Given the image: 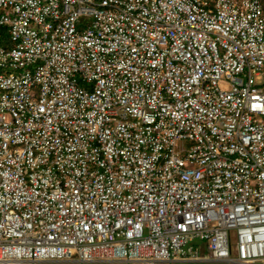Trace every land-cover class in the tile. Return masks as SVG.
Instances as JSON below:
<instances>
[{"label":"built area","instance_id":"built-area-1","mask_svg":"<svg viewBox=\"0 0 264 264\" xmlns=\"http://www.w3.org/2000/svg\"><path fill=\"white\" fill-rule=\"evenodd\" d=\"M188 262L264 264V0H0V264Z\"/></svg>","mask_w":264,"mask_h":264},{"label":"rangeland","instance_id":"rangeland-1","mask_svg":"<svg viewBox=\"0 0 264 264\" xmlns=\"http://www.w3.org/2000/svg\"><path fill=\"white\" fill-rule=\"evenodd\" d=\"M82 26H79L78 29L82 30ZM258 85H262V82H259ZM229 240H230V257L231 258H236L237 253H236V245H235V237H233V232L229 233ZM191 246L193 248H202L204 246V243L202 242H193L191 243ZM23 264H31V263H23ZM90 264H100V263H90ZM208 264H219V263H208ZM256 264H261V263H256Z\"/></svg>","mask_w":264,"mask_h":264},{"label":"trees","instance_id":"trees-1","mask_svg":"<svg viewBox=\"0 0 264 264\" xmlns=\"http://www.w3.org/2000/svg\"><path fill=\"white\" fill-rule=\"evenodd\" d=\"M1 40L5 41V43H7L6 41H8V38L6 35H3ZM45 264H73V263H45ZM184 264H205V263H184Z\"/></svg>","mask_w":264,"mask_h":264},{"label":"crops","instance_id":"crops-1","mask_svg":"<svg viewBox=\"0 0 264 264\" xmlns=\"http://www.w3.org/2000/svg\"><path fill=\"white\" fill-rule=\"evenodd\" d=\"M197 263H207L208 264V262H197ZM173 264H184V263H173Z\"/></svg>","mask_w":264,"mask_h":264},{"label":"clouds","instance_id":"clouds-1","mask_svg":"<svg viewBox=\"0 0 264 264\" xmlns=\"http://www.w3.org/2000/svg\"><path fill=\"white\" fill-rule=\"evenodd\" d=\"M3 41V40H2ZM3 42H5V41H3Z\"/></svg>","mask_w":264,"mask_h":264}]
</instances>
